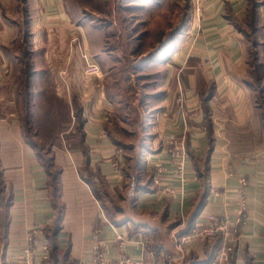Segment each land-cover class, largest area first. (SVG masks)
Returning a JSON list of instances; mask_svg holds the SVG:
<instances>
[{"label":"crops","instance_id":"1","mask_svg":"<svg viewBox=\"0 0 264 264\" xmlns=\"http://www.w3.org/2000/svg\"><path fill=\"white\" fill-rule=\"evenodd\" d=\"M167 2L193 8L194 0ZM251 24L263 39L254 65L245 39ZM105 30L78 21L64 0H0V264L33 234L37 264H92L98 231L108 243L106 257L116 260L115 230L132 241L127 254L134 259L145 258L147 244L172 264H211L223 233L178 249L208 215L227 218L235 233L229 264H264V93L253 84L264 80L248 77L264 66V0H205L201 15L181 22L158 58L153 53L158 86L147 93L154 104L132 158L108 132L107 79L72 77L77 69L84 73L77 41L84 58L103 63L109 56ZM18 68L22 78L13 79ZM180 94L185 117L177 113ZM34 120L52 124L41 150L27 133ZM172 135L186 138L184 181L172 175ZM160 165L165 171L156 183Z\"/></svg>","mask_w":264,"mask_h":264},{"label":"rangeland","instance_id":"2","mask_svg":"<svg viewBox=\"0 0 264 264\" xmlns=\"http://www.w3.org/2000/svg\"><path fill=\"white\" fill-rule=\"evenodd\" d=\"M64 2L66 9L78 21L89 20L95 25H102L106 28L104 49L109 52V56L106 53L107 56L103 63L94 60L102 69L101 76L87 77L84 73L82 74V69H77V71L73 69L72 77L73 79H107L108 95L113 102L112 112L107 121L108 132L120 144L126 157L137 156V146L144 132L142 121L146 115L150 116L148 103L154 104V99L150 98L147 93H155L160 75L158 67L150 66L155 60H150V58L153 53L158 58L163 52L165 43L172 37H177L176 32L180 28V23L184 24L193 16V8H188L186 4L182 6L170 4L167 0H64ZM254 28L255 25L246 28L245 36L248 60L252 65L261 60L262 48L257 45L263 41L260 35H256ZM17 42L22 44L23 36L17 37ZM77 45L80 57L83 56V61L78 60L85 65L83 45L81 46L79 41ZM63 63V61L59 62L57 68L62 67ZM21 72L22 69H16L18 77L13 79H21ZM4 73V69H1L2 79H5ZM51 73L55 78L54 72ZM259 75L264 80V66L260 72L257 68L252 70L248 77L257 79ZM61 77L64 78L65 75L62 74ZM253 82L254 87L264 93V82L262 84ZM260 103L264 106V96H260ZM25 119L26 117L22 119L24 125H26ZM62 119L65 117L62 116ZM35 121L31 122L30 126H26L27 133L31 139L34 138L40 144L38 149L41 150L42 142L51 141L52 135L47 129L52 127V124H46L44 120L39 123ZM37 123L39 133L37 137H34L33 125ZM43 150L45 153L46 149ZM97 184L99 185L97 188L102 191L101 182L98 181ZM118 199L121 198L114 197L115 201ZM110 202L109 205L113 208L114 204Z\"/></svg>","mask_w":264,"mask_h":264},{"label":"built area","instance_id":"3","mask_svg":"<svg viewBox=\"0 0 264 264\" xmlns=\"http://www.w3.org/2000/svg\"><path fill=\"white\" fill-rule=\"evenodd\" d=\"M204 1L205 0H194L192 9L193 16L201 15ZM85 60L86 63L84 65V74L87 77H100L102 74L100 65L87 56H85ZM184 101L183 94H180L176 99L177 113L185 117L186 109ZM170 144L171 149L169 150V154L172 156L175 166L172 175L181 181H184L186 173L185 159L187 158L186 138L172 135L170 138ZM164 171L165 170L161 165L158 166V170L154 175V180L156 183L160 182ZM244 183L245 182H243V184ZM166 190L168 193H173V189L171 188ZM246 207L247 203L245 197L242 196L238 209L239 216L243 217L245 215ZM220 233H223V241L211 264H229L231 253L234 250L233 240L235 239V233L230 227L229 220L222 216L218 217L214 215H208L200 220H197L191 233L181 239L180 243L178 244V249L183 250V245L195 238L210 240ZM115 240L118 243L120 257L116 260H110L106 257L108 249V243L106 239L102 237L99 231L93 234L92 264H171L172 260L169 263L165 258H162L153 250H151L147 244L145 258L134 259L130 257L127 254V247L132 241L119 230H115ZM37 245L38 239L33 234L28 239V245L18 255L10 257L7 261V264H37ZM41 246H43V250L46 252L47 245L43 244ZM47 257L48 256H44V258Z\"/></svg>","mask_w":264,"mask_h":264},{"label":"trees","instance_id":"4","mask_svg":"<svg viewBox=\"0 0 264 264\" xmlns=\"http://www.w3.org/2000/svg\"><path fill=\"white\" fill-rule=\"evenodd\" d=\"M187 7H188V8H190V7L192 8V4H191V5L187 4ZM254 15H255V12H254V11H252V12H251V14H250V16L253 18V17H254ZM251 23H252V24H254V21H253V19H251ZM252 24H251V25H252ZM98 195H99V194H98ZM99 198H101V197H99Z\"/></svg>","mask_w":264,"mask_h":264}]
</instances>
